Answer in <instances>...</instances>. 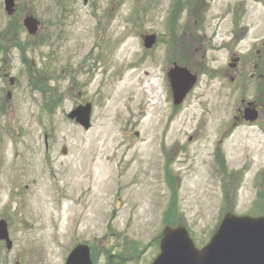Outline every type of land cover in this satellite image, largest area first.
Wrapping results in <instances>:
<instances>
[{
	"label": "rangeland",
	"instance_id": "374dc122",
	"mask_svg": "<svg viewBox=\"0 0 264 264\" xmlns=\"http://www.w3.org/2000/svg\"><path fill=\"white\" fill-rule=\"evenodd\" d=\"M15 4L9 18L0 0L1 29L31 13L50 36L29 39L25 66L9 53L18 83L0 111V220L12 248L0 243V264H64L78 244L92 264H150L166 227L183 224L202 247L226 213L264 214V95L247 81L264 0ZM173 63L198 78L178 107ZM242 100L259 105L254 125L236 119ZM86 103L88 131L67 118Z\"/></svg>",
	"mask_w": 264,
	"mask_h": 264
},
{
	"label": "water",
	"instance_id": "95a60500",
	"mask_svg": "<svg viewBox=\"0 0 264 264\" xmlns=\"http://www.w3.org/2000/svg\"><path fill=\"white\" fill-rule=\"evenodd\" d=\"M7 13H11L14 0H4ZM23 24L32 35L37 30L38 22L33 16L24 19ZM143 46L149 50L155 44L154 34L142 37ZM174 106H179L194 87L197 77L185 67L174 65L167 73ZM249 103L244 110V119L254 121L257 111ZM91 105L78 106L68 113L84 130L90 129ZM0 240L11 248L7 224L0 221ZM160 253L152 264H264V216L252 218L238 217L227 213L222 218L217 231L202 248L195 247L183 225L175 229L166 227L161 235ZM65 264H92L89 248L77 245L68 255Z\"/></svg>",
	"mask_w": 264,
	"mask_h": 264
},
{
	"label": "flooded vegetation",
	"instance_id": "af4514ba",
	"mask_svg": "<svg viewBox=\"0 0 264 264\" xmlns=\"http://www.w3.org/2000/svg\"><path fill=\"white\" fill-rule=\"evenodd\" d=\"M16 9L17 8L15 7L13 11L14 13L12 12L10 13V15H7V16L9 18H15ZM22 29H24L25 32ZM44 30H45V27L43 23H40L37 33L34 36L33 35L30 36L29 33L26 31V29L23 27V25L19 24L18 21L17 22L13 21L11 24L4 25L3 29L0 28V111L3 109L6 110L8 108L7 102H9L12 97L11 90L18 83L17 77L11 75V69H12L11 63H12L13 57H11L9 53H11V51L15 52L20 62L22 63V65L25 66V64L27 63L25 54L28 49L29 39L30 38L36 39L38 36H40L39 37L40 42L46 43V41L48 40V36H50V34L48 35L47 33H44ZM51 44H52V40H51ZM53 54L54 53L50 52L48 55V59L52 58ZM255 54L258 56L252 60V66L256 73L255 72L250 73L249 76L251 80L254 79V77H256V79H259V80L261 79L264 82V75L257 74V71L259 70V68L256 64L259 60H262L261 58L264 56V42L261 44V49H258ZM233 57H234V54H233ZM236 74L235 76L231 77L230 79L231 82H234L235 80H237V76L239 75L238 74L236 75ZM54 90L56 91V88ZM261 94L264 95V86L262 88ZM253 105L255 109L258 111L259 116H260V108H259L258 103L254 102ZM244 108H245L244 104H241V106L238 107L236 119L238 118L239 120H243ZM258 119L254 122H246V124L248 123V124L254 125L258 121ZM0 243L3 244V242L1 241ZM13 264H21V257L20 256L16 257Z\"/></svg>",
	"mask_w": 264,
	"mask_h": 264
},
{
	"label": "trees",
	"instance_id": "16d2710c",
	"mask_svg": "<svg viewBox=\"0 0 264 264\" xmlns=\"http://www.w3.org/2000/svg\"><path fill=\"white\" fill-rule=\"evenodd\" d=\"M262 60H259L256 64H257V66H258V68H259V70L257 71V74H263L264 75V56L261 58ZM262 62V63H261ZM248 80L250 81V78L248 77ZM256 81L258 82V88H259V90H260V92H262V88H263V86H264V82H263V80H259V79H256ZM217 157V160H219L218 159V156H216ZM220 164H222L223 165V170H224V164H223V162L221 163L220 162Z\"/></svg>",
	"mask_w": 264,
	"mask_h": 264
},
{
	"label": "bare ground",
	"instance_id": "6f19581e",
	"mask_svg": "<svg viewBox=\"0 0 264 264\" xmlns=\"http://www.w3.org/2000/svg\"><path fill=\"white\" fill-rule=\"evenodd\" d=\"M133 73H134V71L131 74H133Z\"/></svg>",
	"mask_w": 264,
	"mask_h": 264
}]
</instances>
